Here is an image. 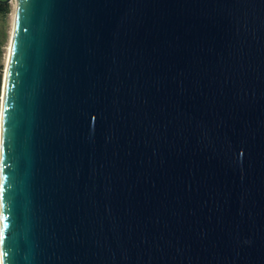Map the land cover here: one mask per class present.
<instances>
[{
	"label": "water",
	"instance_id": "obj_1",
	"mask_svg": "<svg viewBox=\"0 0 264 264\" xmlns=\"http://www.w3.org/2000/svg\"><path fill=\"white\" fill-rule=\"evenodd\" d=\"M0 264H264V0H14Z\"/></svg>",
	"mask_w": 264,
	"mask_h": 264
},
{
	"label": "rangeland",
	"instance_id": "obj_2",
	"mask_svg": "<svg viewBox=\"0 0 264 264\" xmlns=\"http://www.w3.org/2000/svg\"><path fill=\"white\" fill-rule=\"evenodd\" d=\"M2 2L8 3L9 13L6 16L0 14V71H2L3 75V67H4V55H5V46L8 36V31L10 27L14 0H0Z\"/></svg>",
	"mask_w": 264,
	"mask_h": 264
},
{
	"label": "trees",
	"instance_id": "obj_3",
	"mask_svg": "<svg viewBox=\"0 0 264 264\" xmlns=\"http://www.w3.org/2000/svg\"><path fill=\"white\" fill-rule=\"evenodd\" d=\"M9 6L7 1L2 2L0 1V14L6 16L9 13ZM2 83H3V75L2 71H0V102H1V93H2Z\"/></svg>",
	"mask_w": 264,
	"mask_h": 264
}]
</instances>
